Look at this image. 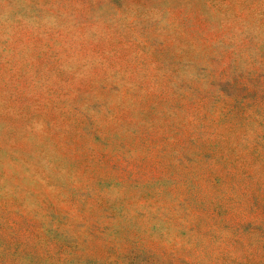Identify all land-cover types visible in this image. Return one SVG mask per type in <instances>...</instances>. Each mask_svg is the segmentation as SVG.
I'll return each mask as SVG.
<instances>
[{
  "label": "rangeland",
  "instance_id": "obj_1",
  "mask_svg": "<svg viewBox=\"0 0 264 264\" xmlns=\"http://www.w3.org/2000/svg\"><path fill=\"white\" fill-rule=\"evenodd\" d=\"M0 264H264V0H0Z\"/></svg>",
  "mask_w": 264,
  "mask_h": 264
}]
</instances>
